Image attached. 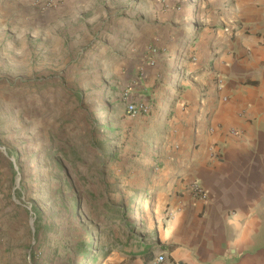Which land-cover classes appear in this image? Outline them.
Returning a JSON list of instances; mask_svg holds the SVG:
<instances>
[{
	"label": "rangeland",
	"instance_id": "374dc122",
	"mask_svg": "<svg viewBox=\"0 0 264 264\" xmlns=\"http://www.w3.org/2000/svg\"><path fill=\"white\" fill-rule=\"evenodd\" d=\"M49 1L32 14L28 0H0V264H91L76 245L120 247L126 221L154 242L152 207L180 163L170 102L197 62L201 0H108L56 22L65 1ZM129 253L98 264H136Z\"/></svg>",
	"mask_w": 264,
	"mask_h": 264
},
{
	"label": "crops",
	"instance_id": "0c3cea01",
	"mask_svg": "<svg viewBox=\"0 0 264 264\" xmlns=\"http://www.w3.org/2000/svg\"><path fill=\"white\" fill-rule=\"evenodd\" d=\"M28 1L35 14L46 0ZM64 1L51 22L84 20L111 2ZM201 2L197 62L170 102L180 163L152 207V253L136 264H154L161 254L158 264H264V0ZM125 25L126 18L117 26ZM193 183L206 200L193 196Z\"/></svg>",
	"mask_w": 264,
	"mask_h": 264
},
{
	"label": "trees",
	"instance_id": "16d2710c",
	"mask_svg": "<svg viewBox=\"0 0 264 264\" xmlns=\"http://www.w3.org/2000/svg\"><path fill=\"white\" fill-rule=\"evenodd\" d=\"M107 113L108 111L102 112V114H106V115ZM100 128H104V127H100ZM114 156H115L114 152H110L108 156L105 158V160H103V163L105 165L110 163L114 159ZM133 205H134V210H137L138 203L136 201H133ZM78 207L79 204L77 201L76 203H74L73 208H78ZM33 211H34V216L38 218L39 217L38 210L34 208ZM106 212L110 216L115 214L113 212V209H111L110 211L107 210ZM119 222H123V221H121L120 219ZM136 224H139V222H137ZM136 224L130 225V221H126L125 228L127 232L124 233L125 235L121 234L122 236H125L126 241L120 247L114 245H107V247L102 248L101 245H98L97 240L99 239L97 238V239H90L88 242L82 241L78 243L75 247V253L80 254L81 258L84 260L91 259L90 262L91 264H98L99 258L105 259L106 254L111 253L113 251L120 252V250H128L129 252H135V253H129L128 256L131 258L146 257L152 253V248L154 247V245H152L151 243H147L144 237H136V231H135L137 229ZM49 227L50 224L43 225V228H49ZM99 248H102L104 252L101 254H96L95 252L96 250H99ZM112 248H115V250H112ZM56 256H57V251H54V257Z\"/></svg>",
	"mask_w": 264,
	"mask_h": 264
},
{
	"label": "built area",
	"instance_id": "2783aa9c",
	"mask_svg": "<svg viewBox=\"0 0 264 264\" xmlns=\"http://www.w3.org/2000/svg\"><path fill=\"white\" fill-rule=\"evenodd\" d=\"M61 1L62 0H55V1H51V2L49 1L48 6H50V5L55 6V3L61 2ZM127 99H128V92L125 91L124 94L121 95V100L127 101ZM126 111L130 115L136 116V115H139L141 113H147L148 107L145 104L131 103V104L127 105ZM190 190H191L194 197L201 199V200H206L207 195H206L204 189L199 184H197V183L191 184ZM164 260H165V258H164L163 254L158 255L157 259H156V263H154V264L162 263Z\"/></svg>",
	"mask_w": 264,
	"mask_h": 264
}]
</instances>
